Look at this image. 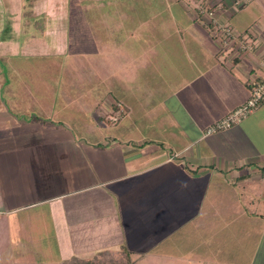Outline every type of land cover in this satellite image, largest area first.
<instances>
[{"label": "crops", "instance_id": "0c3cea01", "mask_svg": "<svg viewBox=\"0 0 264 264\" xmlns=\"http://www.w3.org/2000/svg\"><path fill=\"white\" fill-rule=\"evenodd\" d=\"M226 1L216 7L220 22L253 50L217 51L210 45L220 44L216 34L187 6L171 17H141L138 3L133 18H141L140 26L129 31L126 22L121 42L112 41L120 33L107 23L93 29L84 11L86 28L72 38L81 56L88 57L90 43L101 47L96 54L114 55L129 49L131 38L141 39L139 53L129 49L143 75L141 144L102 137L109 117L130 115L108 89L89 103L86 94L72 95L73 82L10 68L0 80V237L6 231L13 243L12 230L26 228L14 217L41 208L27 223L54 237L56 264L132 253L150 239L185 246L187 262L253 263L264 245V104L228 129L207 131L250 98L254 81L264 80V23L237 16L244 4ZM116 102L121 108L114 114ZM18 136L29 138L21 143ZM131 200L149 207L131 208ZM141 217L143 236L129 228Z\"/></svg>", "mask_w": 264, "mask_h": 264}, {"label": "rangeland", "instance_id": "374dc122", "mask_svg": "<svg viewBox=\"0 0 264 264\" xmlns=\"http://www.w3.org/2000/svg\"><path fill=\"white\" fill-rule=\"evenodd\" d=\"M222 1L226 0H82V2L81 0H0V80L9 77L7 73L11 72L10 68L13 69L15 64L19 66V71L25 76L27 75L28 78L53 80L58 78L61 81L73 82L75 86L71 89L76 92L72 95L81 97L86 94L87 97L83 101L88 100L89 103L92 102V96L97 94L105 96L104 93L108 89L112 93V97H118L124 102L130 115L125 118L122 116L123 118L121 117L122 119L120 118L118 121L113 118L110 120L109 117V122L106 123L107 128L101 130L102 137L111 141L112 136V139L115 138L119 145H128L130 142L141 144V137L147 132L146 129H141V77L143 75H141V71L134 70L136 66L141 65V61H138V58L135 59L136 54L132 52V49H136L139 53L141 39L131 38V41L128 42L130 43L129 49L132 51L121 46L125 49H118L114 55L96 54L95 49L101 47L97 45L94 47L90 43L89 50L87 47L85 51L91 53H84L88 57L81 56L80 51L75 53L72 41L74 42L75 30L82 34L86 28L84 11L88 10L93 29L98 23L100 26L108 24L109 30L120 33L112 41L121 42L122 39L126 41V38L122 37L126 29V22L129 31H133V27L140 26L141 18L138 19L139 22L133 18L134 14L140 13L138 3H141V17H171L175 13H179V8L187 6L190 14L207 21L205 15L200 16L199 14L200 6L203 5L207 9L214 10L218 15L216 7ZM226 2H232L238 6L244 4L243 7L240 5L241 8L237 7L241 11L237 16L247 14L246 20L252 18L259 24L264 23V0H227ZM80 3L84 8H80ZM9 4L12 5L10 8L7 7ZM27 11L28 15L25 14ZM205 21L203 23L207 26ZM210 45L217 51L222 50V46L216 41L215 43L211 42ZM16 70L13 69V71ZM147 73L152 75L150 72ZM144 77L147 78V75ZM102 81L107 83H102ZM160 82L161 78H159V84ZM65 89L67 90V88ZM98 100L99 98H95L94 101ZM113 111L114 114L117 112L114 109ZM104 113L103 111L102 114ZM114 114L111 113L112 116ZM114 116L116 117V114ZM27 138L29 137L18 136L21 143H24ZM32 138L35 139L36 136H32ZM137 146L141 149V146ZM137 155L139 158L141 157V154ZM139 165L141 166V163ZM137 191L141 192V188L136 190V193H138ZM142 202L137 204L131 200L130 206L134 209L144 210L146 208L145 210H147L149 206L145 207ZM151 202L150 196V200L146 203ZM40 212L41 208H36L19 213L17 217H14L18 222H23L25 224L23 226L26 228L18 232L15 229L12 230L13 243L7 239L8 233L3 232L0 237V263H58L59 255L56 252L54 237H48L47 232L42 228L41 230L33 229L34 226L27 223L28 218L34 217ZM144 224V219L141 217V220L131 224L129 228L143 236L146 233L142 230L145 227ZM181 242H185V240ZM143 243L147 244L145 246L141 244V247L133 249L132 264H199L187 262L185 246H177L174 242L167 240L159 246L154 245L151 239L149 242L143 241ZM125 251L111 256L124 258ZM242 251L245 252V250ZM237 264H244V262ZM252 264H264V245L258 248V253L253 258Z\"/></svg>", "mask_w": 264, "mask_h": 264}, {"label": "built area", "instance_id": "2783aa9c", "mask_svg": "<svg viewBox=\"0 0 264 264\" xmlns=\"http://www.w3.org/2000/svg\"><path fill=\"white\" fill-rule=\"evenodd\" d=\"M200 16L205 15L208 22L213 24L216 28V37L220 42L222 48L237 46L241 51H249L253 46H250L245 40L241 39L234 31V29L226 24L220 22L218 15L212 9H207L203 5L199 8ZM218 32V33H217ZM253 50V49H252ZM264 67V58L261 61ZM264 104V80L254 81L252 93L250 98L231 111L225 118L215 122L209 128L207 133H215L220 130L228 129L235 124L242 122L251 112L257 109L260 105ZM122 117V110L114 116V120Z\"/></svg>", "mask_w": 264, "mask_h": 264}, {"label": "trees", "instance_id": "16d2710c", "mask_svg": "<svg viewBox=\"0 0 264 264\" xmlns=\"http://www.w3.org/2000/svg\"><path fill=\"white\" fill-rule=\"evenodd\" d=\"M86 17L90 21L88 10L85 11ZM90 26H92V22H89ZM209 31L211 33H216V28L213 24L209 23L208 25ZM218 33V32H217ZM121 108V104L114 105V110L119 111ZM117 121V120H116ZM263 173H264V167H263ZM124 258H114L111 255L107 254H99L96 258L92 260H83L78 257H73L70 260H67L65 264H132L131 262V252L125 251L123 254Z\"/></svg>", "mask_w": 264, "mask_h": 264}]
</instances>
